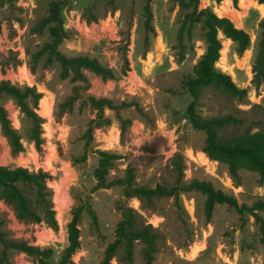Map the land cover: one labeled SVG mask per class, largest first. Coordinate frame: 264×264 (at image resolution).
<instances>
[{
	"label": "rangeland",
	"instance_id": "374dc122",
	"mask_svg": "<svg viewBox=\"0 0 264 264\" xmlns=\"http://www.w3.org/2000/svg\"><path fill=\"white\" fill-rule=\"evenodd\" d=\"M52 1L0 0V83L33 87L41 93L36 112L42 118L43 142L38 150L31 138L30 120L13 98L3 94L0 105L19 135L23 151L12 152L0 122V165L48 172L56 221L52 226L45 220H20L0 197V229L6 237L51 248L48 260L60 264L68 244V223L74 210L81 207L80 248L72 260L75 264H99L115 238L121 218L118 205L122 203L136 209L159 232L153 264H264L259 226L247 211L240 213L227 204H216L208 220L206 197L195 190L181 193L178 199L160 198L145 207L137 198L124 200L121 187L95 189L97 151L103 150L121 157L111 166L109 180L123 177L132 167L138 185L173 186L178 181L198 180L233 196L240 206L264 201V178L240 169L233 179L226 164L203 152L206 134L189 125L187 110L192 97L185 84L206 50L201 25H183L189 9H182L176 0H150L153 32L148 33L144 25L147 0H64L61 16L67 37L59 50L67 57L96 58L115 73L109 80L89 73V88L81 89L82 97L69 104L67 100L79 83L61 79L58 63L45 66V56L36 62L32 57L50 40L47 28L36 26L47 16ZM223 4L224 0H200L199 8L210 7L217 14V7ZM231 7L240 9L239 3ZM249 11L240 26L249 34L250 46L239 54L237 43L220 32L223 48L216 64L247 91L246 96L236 98L210 86L201 89L196 105L202 118H232L219 131L225 138L264 130V81L259 86L252 82L261 29L259 18ZM126 58L129 67L124 73ZM87 95L108 98L117 108L104 110L111 123L94 130L87 158L81 161L84 134L96 117L84 100ZM43 105L48 114H41ZM149 148L155 153L150 154ZM0 264L39 262L25 252L9 250L8 260L0 259ZM110 264L121 263L113 258ZM132 264H145L140 243L135 244Z\"/></svg>",
	"mask_w": 264,
	"mask_h": 264
},
{
	"label": "trees",
	"instance_id": "16d2710c",
	"mask_svg": "<svg viewBox=\"0 0 264 264\" xmlns=\"http://www.w3.org/2000/svg\"><path fill=\"white\" fill-rule=\"evenodd\" d=\"M182 9H189L183 20L186 23H199L203 29V37L206 42L205 53L201 56L198 63L194 66V75L187 79L186 88L192 97V102L188 106L189 125L193 130H200L206 134L203 152L214 161L226 164L233 179L237 178L240 169H246L258 173L264 178V130L247 132L236 135L232 138H225L219 134L225 126L232 122L230 116L202 118L197 114L196 105L200 98L201 89L205 87H217L228 95L241 98L246 96L247 91L239 88L232 77L216 67L223 48L219 38L221 32L226 38L231 39L238 45V53L242 54L250 46L249 34L237 28L234 22L228 17H220L212 11L210 7L199 8L200 0H176ZM221 1V0H218ZM237 7L239 0H232ZM264 3V0H257ZM64 0H53L48 8V14L37 24L39 30L47 28L50 40L41 49L35 52L32 57L36 62L41 56H45L44 64L49 66L58 63L60 67V78L70 79L79 83L74 87V93L67 103L72 104L81 98V89L90 86L88 74H94L103 80L115 78V73L100 63L96 58L88 56L67 57L60 50L59 46L67 37L64 28V20L61 16V9ZM145 29L148 33L153 32L151 21L153 13L150 7V0H147L144 8ZM261 29L258 51L252 72L254 78L252 82L259 86L264 81V18L259 22ZM128 60L125 59L124 73L128 70ZM5 94L14 99L21 112L31 122V138L35 142L36 148L41 150V123L42 118L37 114L41 93L36 92L33 87L20 88L7 81L0 83V97ZM90 107L96 111V117L91 120L87 131L84 134L86 139L85 151L80 160L87 158V149L93 142V132L95 129L110 125L111 120L104 115V110L116 109L117 106L112 100L104 97L87 95L85 97ZM0 122L4 136L8 139L11 150L14 154L23 151V146L19 135L10 126L7 112L0 105ZM122 134L125 131V122L121 126ZM99 161L94 169L93 176L96 181L95 189L121 187L123 199L137 198L142 205L150 207L156 200L163 197L173 196L178 199L181 193L192 190L202 193L205 199V214L209 220L213 214L216 204H227L242 213L249 212L259 226L260 239L264 244V201H258L253 206H240L233 196L225 194L221 190L215 189L210 183L205 181L193 180L190 183L178 181L173 186L157 185L146 187L138 185L135 181L134 169L128 167L123 177L108 179V174L114 161L120 159V155L114 152L98 150ZM149 153L155 152L149 148ZM50 174L43 170L30 172L28 168L18 166L14 168L0 165V197L12 206L20 220L40 223L45 220L49 225L56 226L53 211L52 192L47 186ZM118 209L121 218L117 223L115 238L106 247L103 257L99 264H110L113 258H117L121 264H132L134 247L136 243L142 245V258L145 264H153L155 254L158 250L159 232L140 214L136 209L127 204L120 203ZM40 210V211H39ZM82 208L77 207L71 221L68 223V244L63 251L60 264H75L72 256L80 248L79 221ZM1 224V222H0ZM0 259L1 262L8 260L9 250L25 252L29 256L38 260L39 264H53L48 260L52 254L51 248H40L30 246L26 242L8 239L0 229Z\"/></svg>",
	"mask_w": 264,
	"mask_h": 264
},
{
	"label": "crops",
	"instance_id": "0c3cea01",
	"mask_svg": "<svg viewBox=\"0 0 264 264\" xmlns=\"http://www.w3.org/2000/svg\"><path fill=\"white\" fill-rule=\"evenodd\" d=\"M225 1H227V4L229 3V7L231 8V9H234V10H236V8H232L231 6H234L233 5V1L232 0H224V3H225ZM242 1H245V0H239L238 1V3H239V5H240V9H237V11H239V12H241L242 13V18L240 19V22H235V21H233V22H235V26L237 27V28H240V29H242L241 28V24H243L244 23V21H245V14H246V12H248L249 10V12H253V14L255 15V17L256 18H259V22H260V20L264 17V13H262V11L258 8L259 6H262V7H264V3H259L257 0H250L251 2H250V4H249V6H248V8L246 9V10H243L242 8H241V2ZM221 6H223V5H221ZM220 6V7H221ZM218 8V7H217ZM220 17H225V16H220ZM259 22H258V25H259ZM222 35V34H221ZM224 38V37H223ZM225 39V38H224ZM225 41H226V39H225ZM224 41V42H225ZM223 42V43H224ZM230 43H233V42H230ZM229 43V44H230Z\"/></svg>",
	"mask_w": 264,
	"mask_h": 264
},
{
	"label": "bare ground",
	"instance_id": "6f19581e",
	"mask_svg": "<svg viewBox=\"0 0 264 264\" xmlns=\"http://www.w3.org/2000/svg\"><path fill=\"white\" fill-rule=\"evenodd\" d=\"M250 2H251L250 0L242 1L241 2V8L243 10H246L248 8ZM259 7H260V9H262L264 11V7H262V6H259ZM217 14L219 16H225V17L233 18V19H235L237 21L240 20L242 18V16H243L241 12L237 11V9L236 10L231 9L229 7V3L227 4V1L223 4V6L217 8ZM246 58H247V56L244 58V61L246 60ZM49 107H50V105H49ZM42 110L43 111H42L41 114L47 113L46 112L47 111V106L46 105H43Z\"/></svg>",
	"mask_w": 264,
	"mask_h": 264
}]
</instances>
